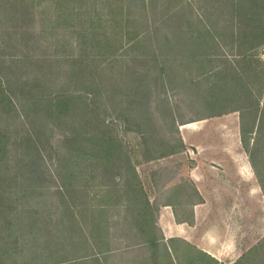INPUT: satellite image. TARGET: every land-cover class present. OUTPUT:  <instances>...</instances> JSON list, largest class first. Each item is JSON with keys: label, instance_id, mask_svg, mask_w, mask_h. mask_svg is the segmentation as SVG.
Masks as SVG:
<instances>
[{"label": "rangeland", "instance_id": "1", "mask_svg": "<svg viewBox=\"0 0 264 264\" xmlns=\"http://www.w3.org/2000/svg\"><path fill=\"white\" fill-rule=\"evenodd\" d=\"M44 3L37 8L36 15L39 17L43 10H49V17L55 21V4L51 3V0ZM84 4L82 10L85 12L84 18H87L94 5L90 1ZM163 4V0L158 1L159 8H162ZM191 4L195 13L200 10L202 15L203 13L208 15L207 11L212 12V8H217L222 9L218 14V16L222 14L220 17L222 21L230 22L232 19L230 12L226 9L231 5V0H192ZM260 4L263 6L261 11L264 20V0H261ZM149 16L148 23L162 20L161 16L155 17L153 13ZM4 18L5 16L1 17V19ZM144 18L143 15V21ZM215 18L212 16L211 19ZM69 23L74 24L73 21ZM108 23L111 27L112 22ZM52 24L48 22L46 28L51 29ZM43 27L41 20L37 18L35 21L34 14L33 21L25 27V31L23 33L20 31L16 37L12 38L13 35L8 31L14 30L15 35L19 28L8 27L6 20L0 23V65L6 66L5 74L2 73L3 78L6 83L8 82L7 85L13 97L23 105L26 104L22 106L23 109L19 113L22 116L29 115L28 120L26 119L29 125L24 126L16 117V113H11L10 116L4 115L0 118L2 120L0 126L9 127L14 133L13 136L16 131L20 138L24 137L27 126L35 130V123H31V120L35 118V107H28L33 101L35 102V99H32L31 95L23 96L21 94L23 88L34 87L32 92L35 95V81L36 83L42 81L46 87L43 93L46 99L59 92H86L89 89L92 92L95 91L89 88V83H80L79 80L71 81L67 73L71 71L70 60L76 53L70 46V43L76 41V36L72 35L74 27L67 26L72 30L71 32L68 30L69 33H63L61 28H57L51 34L42 33ZM165 31L166 29H163L162 33ZM150 54H154V50ZM223 54L231 65L244 71L246 82L252 85L257 93L258 87H262L264 83V46L253 58L254 64H260V78H256L250 71V66H257L250 60L242 58L239 63L236 62L239 58V52L236 50L229 49ZM168 57L169 60L171 59V63L168 62L169 65L182 68L181 78L164 87L160 82H153L154 94L148 102L140 100L144 102V105L139 101L134 103L131 109H127L130 107V99L124 96L127 90L117 93L115 97H110L109 93L113 91V86L118 85V82L112 81L108 91L100 84L103 88L102 96L99 97L103 100L102 118L107 119L109 129L123 146L154 207L160 209L169 201L176 202V209L173 207L174 212L177 213H174L176 220L177 217L190 218L191 210H193L191 204L199 199L193 183L187 177L189 171L198 166L205 172L207 169H212L218 173L215 178L210 176L205 182L209 187L219 188V190H215L209 202L199 208L201 225L199 229L201 232L206 229L218 236V239L224 237L222 243H216L217 247L221 245V249L216 252H223L221 261L215 259L219 261L218 264H233L253 247L264 243V132L259 133L258 120L255 131L248 137L251 143L250 150L245 149L241 141L240 113L226 112L232 107L231 105L240 104L242 100L225 106L227 110L219 114L220 116H215L214 113L222 111L221 107L210 106L213 101L219 99L215 93L220 92V88H214L219 82L217 78L208 79L210 77L208 74L204 73L203 76L201 72L194 69L185 70L187 62L183 61L180 64L183 59L178 52ZM58 58L61 62H57ZM128 58L132 60L133 68L139 71L136 75L139 76L140 73L144 76L141 71L147 70L141 67L142 63L140 64V59L144 60L143 52L133 51ZM37 60L46 63L37 64ZM224 61L222 64L225 63ZM217 64L221 66V62L217 61ZM150 67L151 71L147 73H150L151 80L156 79L160 65L155 68L152 62ZM178 70L179 68L176 72ZM194 75L198 85H190L188 82L190 76L194 77ZM234 75V71L230 69L227 76V91L233 92ZM184 82L187 83L184 85ZM213 84L215 85L211 87ZM220 84H225V81ZM212 88L216 90L212 91ZM95 93L99 95L97 90ZM137 109L141 114H138ZM49 121L50 125L45 134L47 133L49 145L53 149L49 146L47 149L49 155L57 161L60 155L65 158L67 151L59 146L61 132L50 131L54 120L49 119ZM246 122V128L251 130L254 120L249 119ZM20 138H14L11 142ZM260 138V146L257 147L256 143ZM23 151V147L12 151V157L17 158L6 166V183L0 185V247L4 261H9L7 256H12L14 253L15 261L10 262L12 264L84 263L82 261L85 259L81 260L84 255V252L80 251L82 248L74 250L70 247V242H76L77 236L73 235L74 232L64 231V223L66 226H72L73 223L70 221L73 219L61 209L63 205L61 196L56 191V183L49 180L46 184H38L33 179L29 180L32 177H29L30 169L24 167ZM169 151L172 154L154 159L161 153ZM249 151H252L254 155L253 160ZM46 159L52 171L54 161L49 156ZM114 176L116 175H112L107 181L110 187L114 185V181L119 184L124 181V178ZM125 177L127 178V175ZM123 188V202L117 206L116 211L108 213L113 251L104 264H147L144 263L145 251L140 245L142 240H138L136 229L132 230L134 225L125 221L126 212H128L125 207L127 205L125 192L128 189ZM103 194L95 188L92 189L93 207L104 206L107 197ZM198 203L202 204V199H199L196 204ZM5 217L9 222L4 221ZM232 246L235 248H231ZM179 247L181 256L184 258L185 255L186 260L188 249L182 244H179ZM259 252L256 261H253L256 256L251 257L254 264H264V249Z\"/></svg>", "mask_w": 264, "mask_h": 264}, {"label": "trees", "instance_id": "2", "mask_svg": "<svg viewBox=\"0 0 264 264\" xmlns=\"http://www.w3.org/2000/svg\"><path fill=\"white\" fill-rule=\"evenodd\" d=\"M88 1L94 7L88 17L84 18L85 12L82 10V6ZM158 1L51 0V3L55 4L56 12L55 21H53V18L49 17V10H43L39 17L36 15L37 8L44 5V2L47 3V0H0V23L6 20L8 27L19 28L15 35L14 30L8 31L13 35L12 38L16 37L20 31L22 33L25 31V27L33 21L34 14L35 21L38 18L43 22L42 33L51 34L57 28H61L63 33H69L68 30L70 32L72 30L68 27H74L72 35L76 36V41L70 43V46L76 53L70 60L71 71L67 73L71 81L79 80L80 83H89V88L97 90L99 94L96 95L94 90L92 92L89 89L86 92H59L46 99L43 96L46 89L45 83L42 81L36 83L35 81V95L32 92L34 87L23 88L21 91L23 96L31 95L32 99H35V102L28 105V107H35V118L31 120V123H35V130L27 126L24 137L20 138L16 131L14 136L18 137L13 136L14 133L9 127L2 128L0 126V185L6 183V166L17 158L16 156L12 157V151L23 147L24 167L30 169L29 177H32L29 180L33 179L38 184H46L49 180H53L56 183V191L61 196L63 205L61 209L69 218L73 219L70 221L73 223L72 226H66L64 223V231L74 232L73 235L77 236L76 242H70V247L74 250L82 248L80 251L84 252L81 257V260L85 259L82 261L84 263L78 264H104L108 260V256L112 254L108 213L116 211L117 206L123 202V187L128 189L125 192V194L127 193L125 207L128 209L125 221L134 225L132 230L135 228L138 240H142L140 245L145 251L144 263H219L208 253L184 240L171 238L165 241L164 236L160 234L158 223L160 209L151 203L123 146L109 129L106 123L107 119L102 118L103 100L99 98L103 91L101 85L108 91L112 81L118 82V85L113 86V91L109 93L110 97H115L117 93L127 90V94L124 95L130 99V107L127 109H131L132 105L140 100L148 102L154 94L153 82H160L164 87L181 78L182 68L168 64V62L171 63L168 56L178 52L183 59L180 64L183 61L187 62L185 70L194 69L201 72L200 74L203 76L204 73L208 74L210 76H207L208 79L216 77L219 81L214 87L220 88V92H216L220 94L215 93L219 99L213 101L210 106L212 108L221 107L222 111L214 113L215 116L223 114L227 110L225 106L242 100V104L231 105L232 107L226 112L240 113L241 141L245 149L250 150L251 143L248 137L255 131L258 120L259 133L264 132V83L262 87H258L256 93L252 85L246 82L244 71L231 65L223 54L229 49L236 50L239 52L237 63L241 61L240 59L245 58L254 64L253 58L264 46L261 0H231V5L226 7L231 14L230 22L222 21L220 19L222 14L218 16L222 9L212 8V12L207 11L211 17L206 13L202 15L200 10L195 13L191 7L192 0H163L162 8H159ZM150 13H153L155 17L161 16L162 20L148 23ZM143 15L144 21L142 20ZM2 16L5 18L1 19ZM212 16L216 18L212 20ZM167 17L169 18L165 19ZM71 21L75 25L69 23ZM48 22L53 23L51 29L46 28ZM108 22H112L111 27ZM160 22L161 24H159ZM163 29H166L164 33H162ZM152 50H154V54H150ZM133 51L143 52L144 60L140 59V64L142 63L141 67L147 70L141 71L144 76H141L140 73L139 76L136 75V72L139 71L133 68L132 60L128 58ZM217 61L221 62V66H217ZM223 61L224 64H222ZM41 62V60L36 61L37 64H41ZM57 62H61V60L58 58ZM152 62L155 68L160 65V70H158L156 79L151 80L150 73L147 72L151 71ZM51 65L53 66L52 62ZM254 65L257 66H250V71L256 78H260V64ZM177 68L179 70L176 72ZM5 69L6 66L0 65V118L16 113V117L24 126L29 125V121H26L29 115L22 116L19 113L23 109L22 106L24 107L26 104L23 105L13 97L8 88V82L4 81ZM230 69L235 73L233 92L227 91V76ZM224 81L225 84L221 85L220 82ZM188 82L190 85H198L195 75L194 77L190 76ZM186 83L184 82V85ZM211 90L216 89L212 88ZM224 100L225 102H223ZM141 104L144 105V102ZM137 112L141 114L138 109ZM49 119L54 120L50 131L61 132L62 138L59 146L67 151V156L64 158L60 155L57 161L53 159L52 155H49L47 149L49 147L53 149L49 145L47 133L45 134L50 125ZM249 119L254 120L251 130L246 128V121ZM45 128L46 131H44ZM14 138L20 139L11 142ZM260 141L261 138L256 143L257 147L260 146ZM182 145L184 146L183 142ZM249 152L253 160L254 155L252 151ZM170 154H172L171 151L163 152L154 159ZM48 156L54 161L52 171L47 163L46 157ZM253 166L256 168L254 163ZM112 175L124 178V181L121 184L114 181V185L110 187L107 181L111 179ZM93 188L101 191L104 193L103 196L107 197L103 207H93V198L91 197ZM1 198L4 199L2 195ZM167 204L175 209L177 207L175 201H169ZM195 204L192 203L191 207L193 208ZM177 220L193 222V210H191L190 218L179 219L177 217ZM4 221H6V217ZM179 244L185 246L189 251L186 260L185 255L183 258L180 254ZM258 249L259 251L264 249V243L253 247L233 264H254L253 261H256L260 253ZM2 253L0 247V264H12L10 262L15 261L14 253H11L12 256L8 255L9 258L6 257L9 261H4ZM253 256L256 257L252 261L251 257ZM33 258L35 260V256Z\"/></svg>", "mask_w": 264, "mask_h": 264}, {"label": "crops", "instance_id": "3", "mask_svg": "<svg viewBox=\"0 0 264 264\" xmlns=\"http://www.w3.org/2000/svg\"><path fill=\"white\" fill-rule=\"evenodd\" d=\"M217 174L218 173L214 172L212 169H207V171L205 172L203 168L198 166L191 169L187 177H189L195 187L197 198L199 197V199H202L203 201L202 204L198 203L193 206L194 221H177L174 215L175 212L173 210V206L166 203L161 206L159 210V226L166 240H169L171 238L184 240L185 242L197 247L198 249L203 250L212 257L217 258L219 261H221L223 252H216L217 250L221 249V245L217 247L216 243H222L224 237L222 236L220 237V239H218V236L213 235L206 229H203L202 232L199 229V226H201L199 223V208L206 202H209L211 194H213L215 190H219V188L215 189V187H209V185H207L205 182L208 177L211 176L215 178ZM221 187L222 186H220V188ZM198 200H195L196 203ZM231 248H235V246H232Z\"/></svg>", "mask_w": 264, "mask_h": 264}]
</instances>
